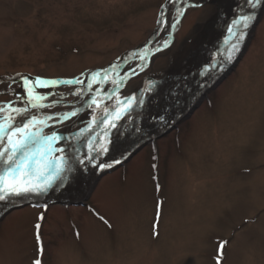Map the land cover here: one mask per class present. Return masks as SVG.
<instances>
[{"label": "rangeland", "instance_id": "374dc122", "mask_svg": "<svg viewBox=\"0 0 264 264\" xmlns=\"http://www.w3.org/2000/svg\"><path fill=\"white\" fill-rule=\"evenodd\" d=\"M185 3L199 6L183 9L172 28ZM241 9L248 11L245 0H0V103L14 99L6 89L16 73L86 80L117 64L122 74L141 63L133 54L167 39L170 46L150 51L148 68L119 90L138 95L148 79H160L139 112L157 113L195 90L201 65L214 59L211 49ZM256 11L238 56L168 132L47 208L8 211L0 219V264H216L222 241L221 264H264V8ZM233 40L223 39L219 54ZM102 84L114 88L103 79L96 87ZM63 100L55 112L83 102ZM92 114L44 131L74 129Z\"/></svg>", "mask_w": 264, "mask_h": 264}, {"label": "snow or ice", "instance_id": "6c2138e0", "mask_svg": "<svg viewBox=\"0 0 264 264\" xmlns=\"http://www.w3.org/2000/svg\"><path fill=\"white\" fill-rule=\"evenodd\" d=\"M198 4H182L181 9H177V17L171 23L172 28H176L179 23V17L184 15L183 9L187 7H197ZM245 6L248 11L240 10V13L232 19L227 26V31L234 38L230 46L220 53L218 63L206 65L199 73L200 76H210L214 70L223 72L226 64L231 63L240 51V45L245 40L246 30L249 29L257 19V9L264 8V0H245ZM163 11L160 16L163 17ZM164 21H159L161 23ZM171 41L165 39L159 47L152 49L147 47L141 49L138 56L141 63L136 67H129L122 75L117 72L119 65L112 64L110 69L94 71L87 80L78 77L73 78H45L40 75L32 77L30 74L16 73L11 78V83L6 91L14 95L13 100L0 103V202L10 201L11 197L26 196L28 194H44L54 186L62 187L65 181H68L70 174L80 171L76 165L82 166L87 170L91 165L92 169H109L114 165H119L121 160L113 158L111 162H105L98 159L109 152L111 141L107 139L108 130L118 127V123L138 107L146 105L145 93L153 94L158 88L157 81H148V87L141 90L137 96L135 93L129 96L121 97L115 89L120 88L124 81L131 75H137V70H144L148 61L149 52H160L170 46ZM103 73V82L114 86V92H103L104 99L114 101L112 109L107 106L102 108L103 118L95 114V109H101V100L96 95H92L93 86L101 83L98 78ZM15 84L16 87H12ZM67 85L76 86L69 93L56 92L57 86ZM86 85V89L80 87ZM208 86L207 79L204 83L198 85L200 88ZM20 89L21 91H17ZM41 89H51V91L42 93ZM100 92L99 88L95 89ZM87 93V97H86ZM65 95H72L82 99L81 106L70 107L69 110L57 111L37 116L30 114V109L54 108L63 103ZM171 95V89H169ZM59 97L60 99L49 101V97ZM45 101H49L46 102ZM19 102V106L17 103ZM95 106V109L93 108ZM85 109L91 110L93 114L84 127L73 135L63 136L60 132L53 130L50 133L44 131L45 128L64 125L65 128L71 127L80 120L81 113ZM75 117L76 120L72 118ZM19 118V119H18ZM145 119H152L154 123L167 126L168 118L165 115L155 117L146 116ZM69 121L70 124H65ZM94 125L102 127L104 135L93 138L91 130ZM137 134L143 132L142 127L135 129ZM86 134H88L86 136ZM81 138L86 139L85 147L87 152L80 155V149L74 144H70L72 155H69L66 148L61 146L65 140L77 141ZM126 151V150H125ZM123 158L125 152L120 153ZM130 158V157H129ZM155 167V165H153ZM159 215V212H157ZM43 219V216L40 217ZM37 229L36 241L40 242L39 229L41 225H35ZM78 235V234H77ZM224 243L221 242L218 248L219 255L216 264H221ZM33 264H41L39 259L34 260Z\"/></svg>", "mask_w": 264, "mask_h": 264}, {"label": "bare ground", "instance_id": "6f19581e", "mask_svg": "<svg viewBox=\"0 0 264 264\" xmlns=\"http://www.w3.org/2000/svg\"><path fill=\"white\" fill-rule=\"evenodd\" d=\"M187 12V11H186ZM186 14V13H185ZM185 16V15H184ZM228 64H230V63H227L226 64V67H227V65ZM215 85V84H214ZM188 104H189V102H187V101H183L181 104H179L177 107L179 108V109H181V110H184L187 106H188ZM172 111L173 110H170V113H172ZM161 112H163V111H161ZM154 126H155V129H153L154 128ZM161 125L160 124H156V123H153V124H151L150 126H145V129L143 130V131H145V133H147L148 134V132L149 131H151V132H154L156 129H158L159 127H160ZM124 142L125 143H127L128 142V139H125L124 140ZM132 156V155H131ZM130 156V157H131ZM92 178H93V174H92V172H88V173H86L85 175H84V179H82V181L81 182H79L81 185H83V187L84 188H86L87 187V185L90 183V181L92 180ZM79 184V185H80ZM75 189H64V190H62L63 191V193L61 192V193H59V194H57V196H59V197H69L68 195L72 192V191H74Z\"/></svg>", "mask_w": 264, "mask_h": 264}, {"label": "water", "instance_id": "95a60500", "mask_svg": "<svg viewBox=\"0 0 264 264\" xmlns=\"http://www.w3.org/2000/svg\"><path fill=\"white\" fill-rule=\"evenodd\" d=\"M171 128H172V127H168L164 132H161L160 134H158V136L163 135L164 133L168 132ZM141 146H142V145H141ZM141 146H139L134 152H132L131 155H133L137 150H139Z\"/></svg>", "mask_w": 264, "mask_h": 264}]
</instances>
